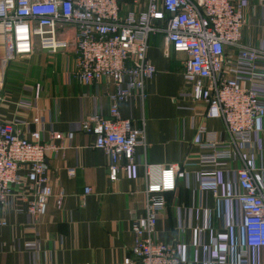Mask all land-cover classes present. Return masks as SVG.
<instances>
[{
  "label": "crops",
  "instance_id": "0c3cea01",
  "mask_svg": "<svg viewBox=\"0 0 264 264\" xmlns=\"http://www.w3.org/2000/svg\"><path fill=\"white\" fill-rule=\"evenodd\" d=\"M243 1L242 44L264 50V7L256 0ZM119 4L122 17L147 9L146 0H120ZM147 56L157 74L146 83V100L135 97L119 105L122 118L144 131L147 148H137L135 164L114 183L109 180L108 156L95 148V136L80 128L81 121L92 115L108 117L114 83L104 79L81 85L73 76L75 54L43 50L38 39L31 55L8 65L0 123L12 125L26 137L38 131L42 142L56 150L46 160L54 196L36 233L26 231L34 220L17 213L27 205L24 197L34 194L27 169L19 172L13 195L0 206V216L9 224L0 228V264H133L131 227L144 216L146 164L178 169L176 191L165 195L157 240L177 247L187 264H264L263 249L245 246L244 217L237 202L242 160L235 154L226 167L202 162L212 150L197 133L201 126L216 133L221 142L228 137L221 120L206 119V105L196 101L186 85L188 56L166 47L164 33L150 36ZM236 58V50L228 48L223 73L236 85L248 87L245 75L236 68ZM259 73L264 75V65ZM257 91L264 94V87L258 86ZM242 152L264 184V118L256 121L252 142L243 145ZM69 169L75 170L74 177ZM86 188L92 193L83 197ZM60 193L65 194L61 208L56 203ZM31 243H37L36 249L26 247ZM242 249L247 251L245 257Z\"/></svg>",
  "mask_w": 264,
  "mask_h": 264
},
{
  "label": "built area",
  "instance_id": "2783aa9c",
  "mask_svg": "<svg viewBox=\"0 0 264 264\" xmlns=\"http://www.w3.org/2000/svg\"><path fill=\"white\" fill-rule=\"evenodd\" d=\"M137 0H133L136 2ZM146 11L121 16L120 0H0V100L8 65L18 57L29 56L38 39L43 50L75 54L73 76L81 85L111 80L116 92L110 96L109 115H92L80 123L81 131L95 136V148L109 158V180H119L136 161L139 146L147 148L144 131L123 119L119 105L130 99L147 98L146 83L157 74L148 59L150 36L165 34V45L176 53L186 54L185 81L194 99L206 105L208 120H221L228 141L201 126L197 133L204 138L212 154L203 163L226 167L236 154L243 162L238 172L241 194L237 197L244 217L245 246L264 250V184L243 157L242 146L250 144L255 123L264 118V50L242 44L246 26L243 0H146ZM264 7V0H256ZM158 23H165L160 28ZM236 50V68L249 84L241 87L224 75L226 50ZM238 73V71H237ZM236 73V74H237ZM39 94V88H37ZM39 118L34 123L39 124ZM56 147L45 144L40 132L26 137L10 124L0 123V206L13 195L19 172L27 169L33 177L25 196L27 205L17 209L20 215L34 220L28 233H36L49 200L54 196L47 175V155ZM123 162L124 164H121ZM178 169L145 165L144 216L134 220L131 230L133 264H187L177 247L156 239L157 223L166 206L165 195L176 191ZM74 177L75 170L69 169ZM92 193L86 188L83 197ZM65 194L57 196L62 207ZM8 222L0 216V228ZM36 249L37 243L26 245ZM247 251L242 249L241 256Z\"/></svg>",
  "mask_w": 264,
  "mask_h": 264
},
{
  "label": "trees",
  "instance_id": "16d2710c",
  "mask_svg": "<svg viewBox=\"0 0 264 264\" xmlns=\"http://www.w3.org/2000/svg\"><path fill=\"white\" fill-rule=\"evenodd\" d=\"M10 70H11V69H10V67H9L8 72H9Z\"/></svg>",
  "mask_w": 264,
  "mask_h": 264
},
{
  "label": "rangeland",
  "instance_id": "374dc122",
  "mask_svg": "<svg viewBox=\"0 0 264 264\" xmlns=\"http://www.w3.org/2000/svg\"><path fill=\"white\" fill-rule=\"evenodd\" d=\"M9 67V66H8Z\"/></svg>",
  "mask_w": 264,
  "mask_h": 264
}]
</instances>
